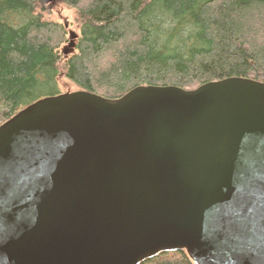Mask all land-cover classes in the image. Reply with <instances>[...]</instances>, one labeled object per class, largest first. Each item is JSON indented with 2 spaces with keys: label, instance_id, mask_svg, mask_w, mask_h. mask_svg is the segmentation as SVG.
I'll return each mask as SVG.
<instances>
[{
  "label": "water",
  "instance_id": "1",
  "mask_svg": "<svg viewBox=\"0 0 264 264\" xmlns=\"http://www.w3.org/2000/svg\"><path fill=\"white\" fill-rule=\"evenodd\" d=\"M177 251L264 264V82L140 86L119 99L79 89L0 125V264Z\"/></svg>",
  "mask_w": 264,
  "mask_h": 264
},
{
  "label": "trees",
  "instance_id": "2",
  "mask_svg": "<svg viewBox=\"0 0 264 264\" xmlns=\"http://www.w3.org/2000/svg\"><path fill=\"white\" fill-rule=\"evenodd\" d=\"M78 11L67 28L37 0H0V125L62 93V71L78 88L119 99L140 86L196 89L232 77L264 82V0H60ZM140 264H196L185 251Z\"/></svg>",
  "mask_w": 264,
  "mask_h": 264
},
{
  "label": "rangeland",
  "instance_id": "3",
  "mask_svg": "<svg viewBox=\"0 0 264 264\" xmlns=\"http://www.w3.org/2000/svg\"><path fill=\"white\" fill-rule=\"evenodd\" d=\"M39 3V8L43 11L44 18L49 22H56L63 24L67 28V38L69 37V41L64 43L61 46V50H63L69 46L70 43V32H76L77 34L81 31V22L79 18L78 11L75 8H72L60 0H37ZM64 55V53H63ZM70 55V54H69ZM65 55V56H69ZM60 89L63 93L69 91L79 90L71 80H69L65 71L63 70L59 79Z\"/></svg>",
  "mask_w": 264,
  "mask_h": 264
}]
</instances>
